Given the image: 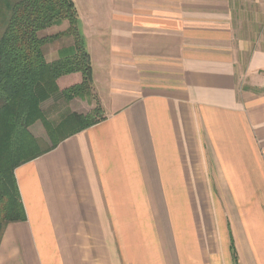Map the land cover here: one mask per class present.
Returning a JSON list of instances; mask_svg holds the SVG:
<instances>
[{
    "label": "crops",
    "instance_id": "0c3cea01",
    "mask_svg": "<svg viewBox=\"0 0 264 264\" xmlns=\"http://www.w3.org/2000/svg\"><path fill=\"white\" fill-rule=\"evenodd\" d=\"M72 1L104 118L15 168L0 264H264V0Z\"/></svg>",
    "mask_w": 264,
    "mask_h": 264
},
{
    "label": "trees",
    "instance_id": "16d2710c",
    "mask_svg": "<svg viewBox=\"0 0 264 264\" xmlns=\"http://www.w3.org/2000/svg\"><path fill=\"white\" fill-rule=\"evenodd\" d=\"M63 21L69 23L67 31L39 35ZM79 28L72 0H0V240L7 224L26 220L15 168L104 118L98 103L89 113L72 112L57 125L41 110V104L53 96L69 101L90 93V55ZM63 34L73 37L72 46L47 61L43 46ZM37 120L42 121L50 140L44 148L29 131Z\"/></svg>",
    "mask_w": 264,
    "mask_h": 264
},
{
    "label": "rangeland",
    "instance_id": "374dc122",
    "mask_svg": "<svg viewBox=\"0 0 264 264\" xmlns=\"http://www.w3.org/2000/svg\"><path fill=\"white\" fill-rule=\"evenodd\" d=\"M83 3H84L83 1L80 2V5H82V7L84 9L82 11V15H83V17L81 18L82 21L81 20L80 21H81L82 25L87 27V29L83 28V30H85L86 34H84V32H81L80 28H79V30H80L81 34L83 35L84 42H85V40H88L90 43V48L93 51L94 50L98 51L97 53L94 52L92 55L94 60L95 59L97 60L99 57H101L100 56L101 52L98 49H96L97 48L96 45L99 44L101 42V40L98 38V36H93L94 32L96 31V28H94V26L96 25L95 24L96 18H93L94 16L92 17V11L88 10V6H86L87 5L86 3L85 4H83ZM100 4H99L100 7L103 6V3H100ZM80 21H79V23H80ZM97 21H98V19H97ZM101 21L104 23L103 19ZM89 25H91V27ZM58 30H59V28H58ZM65 31H67V30H64L63 32H65ZM54 39H57V42H62L65 44L67 42H69L70 40L73 41V37L70 34H63V35H60ZM96 105H97V99L95 97V89H94V86L92 83L90 93L85 95V97H83V98L76 97V98H73V100L71 99V100L67 101V100H64L63 98H60L59 95L53 96L52 98L44 101L41 104V110L44 114V117L50 123H52L53 125H57L61 122V120H63L70 113L75 112V111L86 112L85 110H89V108L94 109ZM92 109H90V111H92ZM89 112H87V113H89ZM87 113H85V114H87ZM36 127L40 128V131L42 132V134L45 136L46 139L49 140L47 130L44 127L42 121L37 120L32 125H30V127H29L30 133L36 132L35 131ZM66 129L67 128L62 130L60 133L62 134L64 132H66L67 131ZM49 142H50V140H49ZM40 145L42 148L46 147L45 145H42V144H40Z\"/></svg>",
    "mask_w": 264,
    "mask_h": 264
}]
</instances>
